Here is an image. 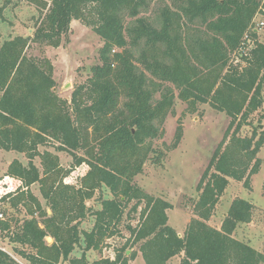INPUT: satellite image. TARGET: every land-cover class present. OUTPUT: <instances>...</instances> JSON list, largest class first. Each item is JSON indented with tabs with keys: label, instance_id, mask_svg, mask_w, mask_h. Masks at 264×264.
Wrapping results in <instances>:
<instances>
[{
	"label": "trees",
	"instance_id": "trees-1",
	"mask_svg": "<svg viewBox=\"0 0 264 264\" xmlns=\"http://www.w3.org/2000/svg\"><path fill=\"white\" fill-rule=\"evenodd\" d=\"M17 1L37 6L42 18L31 35L3 42L0 35V149L28 159H13L4 174L18 183L0 190V237L30 264H130L137 252L127 255V248L138 244L145 264H169L178 255L179 264H264L263 251L234 236L239 223L252 220L251 201L235 198L220 228L208 223L230 180L252 190L263 163L264 128L251 117L264 105V40L256 24L264 19V0H161L157 10L156 0ZM73 19L92 27L103 44L69 100L57 91L44 47L59 46ZM34 45L40 54L30 52ZM177 97L191 113L209 103L230 119L197 185L198 217L183 235L169 224L173 204L136 181L147 162L164 164L167 151L154 140L163 137ZM245 126L249 135L241 134ZM181 136L179 126L175 144ZM54 141L72 155L70 167L54 151H40ZM82 164L87 172L67 183ZM35 183L44 203L31 189ZM97 192L101 206L94 208L87 201ZM141 204L114 258L90 260L87 251L124 236L126 210L131 205V215ZM90 217L93 226L82 228ZM77 246L80 256L72 255ZM0 264L20 263L0 250Z\"/></svg>",
	"mask_w": 264,
	"mask_h": 264
},
{
	"label": "rangeland",
	"instance_id": "rangeland-1",
	"mask_svg": "<svg viewBox=\"0 0 264 264\" xmlns=\"http://www.w3.org/2000/svg\"><path fill=\"white\" fill-rule=\"evenodd\" d=\"M161 3V0H156L154 8L156 7L157 10ZM41 18L42 15L39 9L33 4L17 0L5 4V0H0L1 42L10 36L33 34ZM261 20H263L262 16H258L257 26ZM258 29L260 38L264 40V26H258ZM102 44L101 37L92 27L87 26L79 19H73L71 31L66 38H63L59 46L48 45L44 47L45 54L50 57L55 66L54 75L58 82L57 91L60 95L70 100L75 85L87 80L90 76V67L99 62V48ZM39 48L38 45H34L30 52L40 54L42 49ZM263 114L264 105L251 117L252 123L258 125L261 129L264 128ZM229 120L225 112L217 111L209 103L200 105L198 112L191 113L188 111L187 103L177 97L173 112L168 114L163 124V137L154 140L156 147L167 151L164 164L155 166L147 162L144 172L136 176V181L148 192L161 196L173 204V208L168 210L169 224L178 232L184 233L190 219L198 217L193 207V202L199 195L197 185L215 148L223 137ZM179 126L182 128V136L180 142L175 144ZM251 132V126H245L241 130L242 135H249ZM56 145L57 142L55 141L52 144L41 145L40 151L45 149L54 151L59 155L61 164L66 168L70 167L73 163L72 155L66 151L57 150ZM79 153L83 154L82 151ZM259 157L263 159V163L261 170L252 176L253 189H247L242 181L231 179L214 216L208 223L220 228L235 198L240 197L251 201L254 205L252 220L249 223H239L234 236L264 252V146L259 152ZM15 158L20 159L25 164L28 163L24 153L16 150L0 149V190L2 191H6L8 187L6 183H11L10 185L18 183L4 176L8 164ZM35 163L41 168L40 157L35 159ZM87 170V164H82L76 167L65 181L74 184ZM31 189L44 203L39 184H33ZM98 195L97 192L95 198L87 201V204L99 208L101 205L96 199ZM103 195L110 197L111 193L107 188H104ZM134 203L135 201L131 205ZM141 207L142 204L138 212H132L131 215L129 214V208L126 210L127 213L121 224L124 236L108 239L101 251H87L90 260L99 257L114 258L115 249L121 247L125 243L126 237L130 235L126 225H136L138 223ZM0 209L2 208L0 207ZM93 223L94 218L90 217L82 223L81 227L90 229ZM183 233L180 235H183ZM47 241L52 242V238L48 237ZM139 247L138 244L132 248H127V255L133 251L137 252V256L130 261V264H145ZM0 250L9 254L20 264H30L15 251L14 245L3 236L0 237ZM81 253L82 246H77L72 255L80 256ZM180 260L175 257L169 261V264H179Z\"/></svg>",
	"mask_w": 264,
	"mask_h": 264
},
{
	"label": "built area",
	"instance_id": "built-area-1",
	"mask_svg": "<svg viewBox=\"0 0 264 264\" xmlns=\"http://www.w3.org/2000/svg\"><path fill=\"white\" fill-rule=\"evenodd\" d=\"M258 26H260V27H261V26H264V19L260 21V23H259ZM258 26H257V27H258ZM2 218H4V215H3V213L0 211V219H2Z\"/></svg>",
	"mask_w": 264,
	"mask_h": 264
},
{
	"label": "crops",
	"instance_id": "crops-1",
	"mask_svg": "<svg viewBox=\"0 0 264 264\" xmlns=\"http://www.w3.org/2000/svg\"><path fill=\"white\" fill-rule=\"evenodd\" d=\"M180 234H182L183 232H179ZM175 257H178L179 258V260L181 259V256H175ZM175 257H173L172 259H174ZM180 262V261H179Z\"/></svg>",
	"mask_w": 264,
	"mask_h": 264
}]
</instances>
